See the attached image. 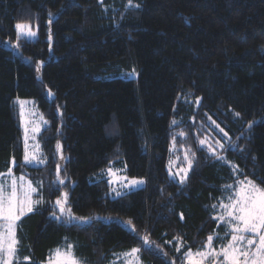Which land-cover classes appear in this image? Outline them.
Wrapping results in <instances>:
<instances>
[{"label": "trees", "instance_id": "1", "mask_svg": "<svg viewBox=\"0 0 264 264\" xmlns=\"http://www.w3.org/2000/svg\"><path fill=\"white\" fill-rule=\"evenodd\" d=\"M18 98L46 122L44 165L23 162ZM212 121L236 144L224 161L197 150L223 137ZM172 146L196 153L184 185L168 173ZM13 161L43 201L18 224V264H46L65 241L83 264H114L145 235L159 250L142 248L143 264H183L209 235L220 248L213 205L226 186L264 189V0H0V173ZM109 167L145 183L117 196ZM64 192L90 220L52 216Z\"/></svg>", "mask_w": 264, "mask_h": 264}, {"label": "snow or ice", "instance_id": "2", "mask_svg": "<svg viewBox=\"0 0 264 264\" xmlns=\"http://www.w3.org/2000/svg\"><path fill=\"white\" fill-rule=\"evenodd\" d=\"M131 2L126 7H132ZM139 7V5H135ZM51 15V13H50ZM16 29L20 31L21 34L27 36L36 35L35 32L30 30V26L26 24L17 23L15 25ZM25 29H29L24 31ZM49 41H51V36H49ZM18 47V45H16ZM51 46V44H50ZM199 97L196 98L197 103L200 102ZM21 118L23 119L24 102L21 101ZM235 117H241L240 113H235ZM172 124H176L177 121L173 120ZM215 125V121H212ZM255 121H248L246 125L242 126L241 135L239 138H244L245 132L250 131L254 126ZM219 129L220 133H223V139L227 140V143L231 150H236V144L228 138V133L224 132L223 128L219 125H215ZM40 131L39 127L32 129L33 133ZM181 137L185 136L184 132H180ZM35 137H33L34 139ZM25 154L24 162L31 163L37 160L35 152L29 151L28 146V129L25 128ZM175 142V137L173 138V143ZM205 146L207 147V153L209 157H214L217 162L226 160L223 155H218V151L225 150V144L220 141H215V143H210L207 139H200L198 141L197 150L204 151ZM60 148L59 142H57V149ZM172 149L170 148V151ZM240 151H244L243 148ZM61 159L64 157L61 155ZM179 160V158H178ZM196 153L192 151L191 148L185 149L183 156V163L186 165L184 167L177 168L173 172V168L177 164V160H170L168 166V173L170 178L176 180L178 178L179 184H186L189 173L195 167ZM39 163H44V161H38ZM15 163V161H13ZM111 163V162H110ZM12 169H9L8 175L10 176ZM109 175H113V170L111 167L107 169ZM60 166L57 165V175L56 182L59 185H63L65 181L60 178ZM0 180H4L3 174H0ZM22 180V178H21ZM111 183V181H110ZM145 183L143 178L132 179L128 181L126 186L135 187ZM234 187V186H226ZM10 189V190H9ZM37 189L33 188L31 183L27 184L26 188H18L17 180L13 178L11 184L0 183V264H18L17 252L19 241L17 239V227L19 222L24 216L30 213H34L39 205L43 202L42 200H33L32 193L36 192ZM122 192H116L117 196H120ZM235 199L229 197L231 201L229 204H222L221 208L224 212L223 215L217 216L215 219L220 221H225L229 225L230 229V239L226 245H222L219 250H216L212 246L214 239L220 237L209 235L207 241L203 245V248L193 252L190 248L184 254L183 264H264V189L257 186L253 181H241L240 187L235 193ZM68 200V193H61L59 197L55 200V207L59 209L60 215L57 216L56 212L52 213V216L56 219H63L65 212L67 211V222L70 223L72 220H80L87 222L91 218L89 217H76L70 212V209H66ZM216 206L213 205V208ZM131 225V221L127 222ZM135 231L134 227L131 228ZM251 237V238H249ZM142 240L141 247H133L129 252L123 254L125 258V264H139V254L144 250L148 251H158L153 250L152 241L145 235L140 237ZM223 239H228L225 236ZM73 245H67V250L61 252L59 249L56 250V264H80V262L75 258L72 251ZM179 251V247L177 249ZM222 257V260L220 259ZM28 257H24V260H28ZM51 264V258H50Z\"/></svg>", "mask_w": 264, "mask_h": 264}, {"label": "rangeland", "instance_id": "3", "mask_svg": "<svg viewBox=\"0 0 264 264\" xmlns=\"http://www.w3.org/2000/svg\"><path fill=\"white\" fill-rule=\"evenodd\" d=\"M27 30H29V29H25L24 31H27ZM30 30L34 31L32 29H30ZM17 101L19 102V117H20L21 129H22L23 157H24V154H25V140H24L25 128L28 129L29 151L30 152H35V154L37 156V160L36 161H32L31 163H25L24 159H23V162L26 165H29V166H41V165H44L46 163V156H45V154H44V152L42 150V146H41V143L39 141V134L45 128L46 122H45L42 114L37 110V108L35 107V105L33 104L32 101H30L28 99H23V98H18ZM21 101L24 102V105H23V110H24L23 119L21 118V114H20L21 113V104H20ZM35 127H39L40 131L37 132V133H33L32 129L35 128ZM224 132H226V131L224 130ZM221 134L223 135V133H221ZM33 137H35V138L33 139ZM211 140L213 141L212 142L213 144L215 143V141H220L221 143L225 144V141H226V139H223L222 136H219V135H215L214 137H211ZM182 150L184 151V149H182ZM183 151L181 153H179V152H177V149L174 146H172V152L175 153V155H172L170 160H177L176 166L172 169L173 172H175L177 168L186 166L183 163V156H184V152H185V151L184 152ZM178 158H179V160H178ZM41 160L44 161V163H39L38 162V161H41ZM13 165H14V163L12 162L11 165H10L11 169H12ZM112 170H113V173H114L113 175H109L107 171H106V175H107V179H108L109 183L111 181L110 187H111V189H113L115 195H116V192H118V191L123 193L126 190H130L132 188H136V187H139V186L143 185L142 184V185H138V186H135V187L126 186L128 181H130L132 179H135V178L126 177L123 174L122 170H115V169H112ZM8 173H9V169L7 171L3 172V173H0V174H3V176H4V180H0V183H7L8 185H10L11 184V180L13 178H15L17 180L18 188H26L27 184L30 182L32 187L37 189L36 192L32 193V199L33 200H42L41 199V195H40V187L36 183H34L29 178H26L25 176H23L21 174L20 175L15 174L13 172V170H12L10 176L8 175ZM21 178H22V180H21ZM247 180H249V179H245L243 181H247ZM229 186H234V187H226L225 188V193L221 197V202L217 205V207H215L216 208V211L214 213V217L215 218L217 216H219V215H223L224 214V212H223V210L221 208V205L222 204H229L231 202L229 200L230 196L232 197V199L236 198L235 197V193L238 190V188L240 187V182L237 183V184H231ZM112 194H113V192H112ZM55 210H57V212L60 215L59 209L55 207ZM217 222L224 226V228L227 231V234H230L229 225L225 221L217 220ZM224 234H226V233H224ZM249 238H251V237H249ZM67 245H70V243L68 241H65L64 245L61 246L60 248H57V249H59L61 252H64V251L67 250ZM57 249L52 251V253L49 256V259L46 262V264H50V258H51V264H56V250ZM214 249H216V248H214ZM219 249H216V250H219ZM123 254L120 255V257L117 258V261L114 262V264H125V258L123 256ZM74 256H75V254H74ZM75 258L80 262V264H83L78 259L77 256H75ZM220 259L222 260V257ZM139 264H143V263L139 260Z\"/></svg>", "mask_w": 264, "mask_h": 264}, {"label": "crops", "instance_id": "4", "mask_svg": "<svg viewBox=\"0 0 264 264\" xmlns=\"http://www.w3.org/2000/svg\"><path fill=\"white\" fill-rule=\"evenodd\" d=\"M227 235H228V238L230 239V234H227ZM228 240L226 241V243L228 242ZM226 243L224 245H226ZM217 249H219V248H217Z\"/></svg>", "mask_w": 264, "mask_h": 264}, {"label": "bare ground", "instance_id": "5", "mask_svg": "<svg viewBox=\"0 0 264 264\" xmlns=\"http://www.w3.org/2000/svg\"><path fill=\"white\" fill-rule=\"evenodd\" d=\"M173 253H175V251H173Z\"/></svg>", "mask_w": 264, "mask_h": 264}]
</instances>
